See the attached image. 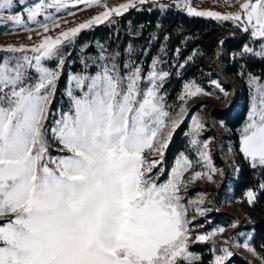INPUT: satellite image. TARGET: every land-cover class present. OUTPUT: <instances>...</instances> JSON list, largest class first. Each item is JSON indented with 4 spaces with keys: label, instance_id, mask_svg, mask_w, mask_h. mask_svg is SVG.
<instances>
[{
    "label": "snow or ice",
    "instance_id": "6c2138e0",
    "mask_svg": "<svg viewBox=\"0 0 264 264\" xmlns=\"http://www.w3.org/2000/svg\"><path fill=\"white\" fill-rule=\"evenodd\" d=\"M146 3L149 0H126L109 6L106 0H71L72 7L100 6L104 11L52 35L61 29V21L47 10L59 12L69 4L38 0L24 10L27 20L41 29L35 33L36 41L0 46V52L15 54L0 57V264H195L200 260L189 251V225L195 217L188 218L182 191L197 179L212 181L217 169L209 142L200 145L204 124L194 116L190 145H199L198 163L203 162L207 171L185 178L194 164L181 153L168 179L161 181L164 152L187 110L182 103L173 115L165 103L160 89L169 73L158 70L160 61L154 58L145 74L135 61L118 65V54L105 55L101 48L92 62L94 72L85 63L84 71L69 75L67 108H52L65 65L61 45L83 29ZM225 3L235 10H197L190 0L182 4L175 0L189 15L232 21L250 32L262 41L256 55L264 56V0ZM13 4L14 0H0V20L23 24L21 14L3 16ZM42 14L44 22L37 20ZM28 39H33L31 34ZM244 50L253 52L247 46ZM53 58L56 67H47L45 62ZM212 83L220 88L217 81ZM248 84L251 104L239 130V151L253 169L264 168V84L251 74ZM184 89L182 102L209 94L195 82ZM53 145L56 156L51 155ZM245 195L249 203L256 198L252 189ZM190 203L203 214L202 198ZM223 231L197 235L196 242H207ZM243 247L256 254L247 242ZM221 252L211 264H225L233 255L227 247Z\"/></svg>",
    "mask_w": 264,
    "mask_h": 264
},
{
    "label": "trees",
    "instance_id": "16d2710c",
    "mask_svg": "<svg viewBox=\"0 0 264 264\" xmlns=\"http://www.w3.org/2000/svg\"><path fill=\"white\" fill-rule=\"evenodd\" d=\"M162 4L168 7L161 8ZM249 36L250 32H243L232 21L189 15L177 7L173 0L138 5L120 16H112L103 23L83 29L72 38L67 46L70 52L63 74L57 83L52 108L55 111L68 105V99L63 93L68 71L84 70L76 61L68 66V60L79 48H82L85 55L98 53L96 43L103 46L107 52L114 50L118 54V65H122L126 50L130 48L134 61L140 62L143 72L147 71L151 59L160 53V66L169 73L161 87L166 91V102L173 99L188 80L199 84L214 96H220L223 89L234 92L227 106H212L207 117L219 120L228 129L232 149L236 151L237 134L245 120L247 106L246 97L243 104L238 105L236 99L239 87L230 79L251 74L264 81V56L247 54L244 50ZM94 69L91 67L90 71L94 72ZM212 81H217L220 88ZM201 103L203 102L195 103L188 109L183 122L175 130L164 152L162 166L165 173L161 176V181L166 177L170 164L179 151L183 150L192 161L195 160L198 146L190 145L186 130L189 117ZM201 137L213 139V164L220 167L224 174H229L219 148L220 143L218 144L223 136L218 134L214 126L208 124ZM234 163L236 173L229 179L230 185L227 186L225 175L212 201L215 205H221L224 197L237 201L239 210L251 223L244 224V220L236 214L214 208L204 215L195 217L189 228L192 234H206L217 227H231L230 235L237 238L242 232L248 231L250 244L264 262V189L260 188V184L264 183V168L253 169L240 153L234 157ZM249 189L256 193L252 203L248 202L245 195ZM209 190L204 185L195 184L182 192L183 201L195 193H205ZM220 243L218 235L207 242L191 240L189 250L198 253L200 259L208 263L214 255L220 253ZM231 252L233 255L226 259L225 264H253L241 253L235 250Z\"/></svg>",
    "mask_w": 264,
    "mask_h": 264
},
{
    "label": "rangeland",
    "instance_id": "374dc122",
    "mask_svg": "<svg viewBox=\"0 0 264 264\" xmlns=\"http://www.w3.org/2000/svg\"><path fill=\"white\" fill-rule=\"evenodd\" d=\"M153 1H160V0H149V2H153ZM173 1L175 3V0H173ZM37 2H38V0H14V4H13L12 9L7 10L3 13V16H8L11 14H21L24 17V23L23 24H15L12 22H8L7 20H0V32H2V33H0V46H6L7 44L19 45L20 43H24L26 45H31L36 41L37 37H36L35 33L37 31H41V29H39L38 25L35 22L27 20L26 12L24 10L28 7L33 6ZM48 2H51V0H48ZM66 2L69 4V7L67 9H61L59 12H57L54 8L47 10V12L51 13L53 15V17H55L56 19L61 21V29L54 30L51 33L52 35L58 34V32L65 27L75 26V24H77L79 22H83L84 20L90 18L92 15H95L101 11H104V9L100 6L88 7V6L81 4L77 7H72L71 0H66ZM124 2H126V0H106V3L109 6H116V5H119L120 3H124ZM182 3H183V0H181V4ZM190 3H191V6L196 8L197 10H206V7H208V5L210 4V1L209 0H190ZM217 5H220L221 7L226 8V10H228V6L226 3H221V4H217ZM180 8H183V7L181 6ZM216 11H219V10H216ZM68 12H73V13H75V15L70 16V15H68ZM37 20L44 22L43 14L41 16H38ZM64 20L69 21V23L67 25L63 24L62 22ZM49 24L51 26V22H49ZM29 34L32 35V37H33L32 40L28 39ZM71 40H72V38L68 41H65L64 44L61 45V54L63 55L65 62H66L67 56L70 52L69 49L67 48V46L69 45V42ZM261 43H262V41L258 40L257 38L252 37L251 33H250L248 43L245 46L252 48L253 52H246V53L256 55V52L260 51V44ZM95 46L98 50V53L93 54V55L92 54H86L85 55L82 52V48H79L74 53V55L68 60V66H70L73 62L76 61V62H79L82 65V67H84V70H85V63H87L88 68L90 70V68L92 67V62L97 59L98 55L100 54L101 48H103L105 50V48L103 46H101L100 44L96 43ZM108 54H117V52L114 50L107 52L105 50V55H108ZM6 55L10 56V55H15V54L0 52V57L6 56ZM29 55H31V53H29ZM160 55L161 54L159 53L151 59V61L149 62L147 71L144 72L145 74H147V72L149 71L150 66H151L154 58H156L160 61ZM117 57H118V55L116 56V63L118 64ZM129 61H134V58L132 56V51L130 48H128L126 50L122 65L125 63H128ZM45 63H46L47 67L55 68L57 61H56V58H53L52 60H48ZM136 63L141 66L140 62H136ZM84 70H78L75 72L70 71V70L68 71L66 85H65V88L63 89L64 94H65V89H66L67 84H68L69 75L72 73L82 72ZM95 70L96 69H94V71ZM158 70L166 71L164 69V67L160 66V63L158 64ZM230 80L232 82H235L239 87V91L237 93V99H236V101L238 102V105L241 106L244 102V98L246 97L247 111H246L245 120L243 122V124H244L246 119H247V114H248V111L250 108L251 95H252V89H250L249 84H248L249 75H243V76H239L237 78H231ZM190 82H193V81H190V80L186 81L182 85V88L179 90V92H177L176 95L174 96V98L171 99L169 102H166V96H167L166 91L163 90L162 88L160 89L161 94L164 95L165 103L169 106V110L173 113V115L179 111V108H180L182 103L188 112V109L193 104L203 102V103H201V105L198 106L197 110H195L193 112V114L189 117L188 129L186 130L187 136L190 140L191 136L189 135V133H190L191 128L193 126L192 118L194 116L198 117L201 120V122L204 124V127H203L198 139L200 141V145H202L203 142H205V141L209 142L208 150L210 152L211 161H212V151H213V144H214L213 139L212 138L204 139L201 137V135L204 132V130H206L208 124H209V126H214L216 128L218 134L220 136H223L221 141L220 140H219L220 142L218 141V144L220 143L219 148L221 150L222 157L226 163L227 170H228L229 174H227V175L224 174L222 169L220 167L215 166L213 164V161H212L213 166L217 169V172L213 174V180L208 181L207 178L205 177V178L197 179L188 185L187 188H189L195 184H200V185H204L210 189L209 191H207L205 193H195V194L191 195L186 201H183V203L188 208V218L192 219V217L201 216V214L195 210L197 207V204L190 203V201H198L202 198L203 204L199 205V207L203 208V210H204L202 215L206 214L211 209L217 208L218 210H222V211L224 210V211L232 212V213L236 214L238 217H240L242 220H244V224H250L251 222L248 219H246V217L239 210V208L237 206V201L229 200L226 197H224L221 200V205H215V203L212 201L214 198L215 191H217L220 188V184H221L222 180L227 176L226 177L227 186H229L230 185L229 179L233 178L235 176L236 166L234 163V157L238 153L242 154L239 151V136H240L239 130L241 129L243 124L240 126V128L238 130V134H237L238 135V139H237L238 149L235 151L232 149V140L230 139V133H229L228 129L225 128L224 125L219 120L208 119L207 115H208L209 110L211 109L212 106H218V107L227 106L231 97L233 96L234 92H229V91L223 89L220 96H214V95H211L209 92H207L204 89L205 92L209 93L208 95H199L197 97H187L186 101L182 102L179 99V97L185 91L184 85L187 83H190ZM259 83L264 84V81L259 79ZM195 84L198 85L199 87H201L199 84H197V83H195ZM66 98H67V96H66ZM63 108L66 109L67 108L66 105H64ZM187 112H186V114H187ZM185 116H184V118H185ZM184 118H183V120H184ZM207 122H208V124H207ZM198 147H199V145H198ZM54 149H55V145H53V150L51 151V155L56 156V155H58V153ZM196 149H197V147H196ZM181 153H184L186 155V153L183 150L179 151L175 155L174 159L172 160V162L170 164L167 175L163 181L168 179V173L170 172L171 168L174 166L175 160L177 159V157ZM198 161H199V156H198V152H197L195 160L193 161L194 167L188 173L185 174V178L190 177L192 175V173L195 171H207V169L203 166V162L198 163ZM219 228H223L224 231L222 233L217 232V234H216L219 236V241L221 242L219 245L220 253L216 254V255L223 254L221 252V249L224 247H227L230 251L235 250V251L241 253L243 256H245L253 264H264V262L262 261V259L260 257V254L256 250H255L256 254L254 255L252 252L248 251L246 248L243 247L244 243H246V242L252 247V245L250 244V238H249V232L248 231L242 232L240 234L239 238H237L234 235H230L231 227H217L216 229L210 230L208 233L213 232L214 230H218ZM197 235H202V233L192 234L191 240L196 241L195 238ZM213 237H211L210 240H212ZM189 251H191V250H189ZM191 252L200 257V255L198 253L193 252V251H191ZM214 256L210 259V261L208 263H205L200 259L199 261L195 262V264H211V262L214 260Z\"/></svg>",
    "mask_w": 264,
    "mask_h": 264
},
{
    "label": "crops",
    "instance_id": "0c3cea01",
    "mask_svg": "<svg viewBox=\"0 0 264 264\" xmlns=\"http://www.w3.org/2000/svg\"><path fill=\"white\" fill-rule=\"evenodd\" d=\"M209 1H210V4L208 5V7H206V10H219L222 13L235 10L234 8H231V7H228V10H226V8H223L220 5H217V4L225 3V0H209ZM181 9H183V8H181ZM184 11L187 13L186 10H184Z\"/></svg>",
    "mask_w": 264,
    "mask_h": 264
}]
</instances>
